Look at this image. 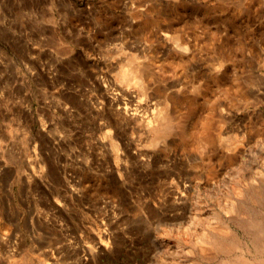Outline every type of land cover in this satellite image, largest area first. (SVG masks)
<instances>
[{
	"label": "rangeland",
	"instance_id": "1",
	"mask_svg": "<svg viewBox=\"0 0 264 264\" xmlns=\"http://www.w3.org/2000/svg\"><path fill=\"white\" fill-rule=\"evenodd\" d=\"M241 207L264 210V0H0V264L251 256Z\"/></svg>",
	"mask_w": 264,
	"mask_h": 264
},
{
	"label": "bare ground",
	"instance_id": "2",
	"mask_svg": "<svg viewBox=\"0 0 264 264\" xmlns=\"http://www.w3.org/2000/svg\"><path fill=\"white\" fill-rule=\"evenodd\" d=\"M239 213H240V216L242 217V219H243V217H247L248 221L250 223L249 225H251V226H249L246 224V225H242V226H244L246 229L250 228L251 231H253V229L255 231H257L256 235L254 236V239H253L254 254H252L251 256H247V255L242 253V254L237 255L235 257H232V258H222L214 264H264V237L259 238V236L257 235V234H262V232L264 231V210L259 209V210H257L256 214H253L250 217L248 211L246 209H242V207H241ZM246 221H244V222L242 221V222L244 224L248 223ZM223 227H225L224 232L226 231V234L228 235V238H229L228 240L229 241L231 240L232 243H236V242L239 243L240 238L238 237V234L235 231H232L230 229L228 230V228H227L228 226H223ZM226 243H225L226 245H229L228 241H226ZM231 245H233V244H231ZM224 247L225 246H223V248ZM230 247H232V246H230Z\"/></svg>",
	"mask_w": 264,
	"mask_h": 264
}]
</instances>
